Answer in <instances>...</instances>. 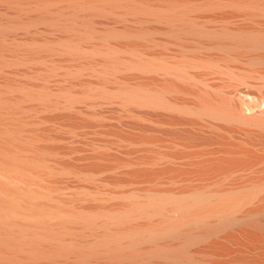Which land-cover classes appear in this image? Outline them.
<instances>
[{
	"label": "bare ground",
	"instance_id": "bare-ground-1",
	"mask_svg": "<svg viewBox=\"0 0 264 264\" xmlns=\"http://www.w3.org/2000/svg\"><path fill=\"white\" fill-rule=\"evenodd\" d=\"M187 5L150 7L172 22L186 21L181 14L197 7ZM93 6H81L77 11L96 9ZM91 23L79 15L51 21L54 27L75 33L73 37L69 32L72 38L61 39L60 45H68L67 49L80 56L102 58L81 63L78 74L103 75L106 80L75 83L67 91L48 87L36 99L46 110H68L83 118L110 121L105 112H117L120 124L140 132L138 137H123V142L140 149L110 167V152L99 153L100 148L110 151V143L93 142V152H82L78 166L48 167L50 175L64 174L80 181L76 204L68 208L62 204L30 212V205L18 199L14 183H29L31 175L18 179L11 170H0V264H264V118L244 114L243 101L228 93L199 90L186 83L191 74L183 75L167 57L164 61L150 54L155 49L152 45L174 46L192 65H218L223 60L264 64V40L245 35L222 42L189 23L167 30L174 41L151 38L148 44L113 46L110 37L121 35L120 40L123 32H112L116 33L112 36L110 31L91 28L95 27ZM142 34L134 39L143 38ZM191 34L215 41L201 43L188 39ZM195 49L222 51L227 60H221L219 54L188 57L186 53ZM252 52L262 53L253 56ZM129 119L138 124H125ZM155 126L186 128L197 136L165 147L157 138L146 137H154ZM252 127L260 131L248 130ZM243 128L254 147L248 152L235 145ZM84 129L94 127L84 124ZM201 137L216 145L208 150V146H195L198 140L203 141ZM258 139L260 145L253 142ZM226 140L230 149H225ZM110 171L117 173L116 180L102 179ZM110 182L156 188L110 192ZM23 191L29 198L30 190L28 194Z\"/></svg>",
	"mask_w": 264,
	"mask_h": 264
},
{
	"label": "rangeland",
	"instance_id": "rangeland-1",
	"mask_svg": "<svg viewBox=\"0 0 264 264\" xmlns=\"http://www.w3.org/2000/svg\"><path fill=\"white\" fill-rule=\"evenodd\" d=\"M263 2L264 0H110V3L106 0H0V170L4 172L11 170L18 179H22L26 174L31 175L29 183L26 182L27 180L14 183L16 187L18 186V199L26 201L30 205V212L33 213L52 210L57 206H63L62 204L68 208L69 205L76 204L81 188L80 181L74 176L50 175L48 167L78 166L83 155L82 152H93L91 146L93 142L104 146L110 143V151L99 149L101 154L110 152V167L124 161L129 152L140 149L123 142V137H132V135L138 137L140 132L120 124L117 120L119 117L117 112H105L106 118L110 121L83 118L76 112L68 110H46L37 100L41 93L44 94V89L48 87H53L57 91H67L75 83L88 81L101 83L106 80L103 75L85 74L83 77L78 74V65L95 60L101 61L102 58L92 57L94 58L92 59L89 55L80 56L73 48L75 52H71V48L67 49L65 46L68 47V45L61 44V46L60 40L69 38L73 32L69 30L71 32L69 33L68 30L58 26L56 28L52 25L53 23L51 24V21L70 19V16L73 17V15L86 16L93 23L91 25L95 26L90 27L96 28L99 32L110 31L111 35L114 32H123L119 33L124 35L120 40L121 35L118 39L110 37V44L113 46L114 44H148L146 41L151 38L174 41L173 36L167 30L172 25L180 27L189 25V23L196 29H201L208 34L212 33L211 35H215L222 42L231 41L233 36L245 35L264 40ZM72 3L75 4V7ZM87 3L94 5L95 7H93L96 9L77 11L81 6L88 5ZM174 3H178L179 6L188 4L187 6L197 7L192 10L187 7L189 10L185 9L187 12L184 11V15L181 14L186 21L173 19L172 22L162 17L163 15L160 16L163 13L160 14L151 8L155 9L158 6L173 5ZM138 5L151 8V10H140ZM131 32L134 35H131ZM140 33L145 35L142 34L143 38L136 40ZM148 33L151 35L150 38ZM134 37L136 38L134 39ZM206 37L200 35L197 37L196 34L187 36L188 39H194L201 43L210 44L215 41ZM86 45L91 46L92 42L90 45L88 43ZM152 47L155 49H151L150 54L162 57L164 61L167 57L170 64L177 65L176 68H179L183 75L191 74V78L189 81H185L186 83H193L199 90L228 93L243 101L242 112L244 114H256L264 118V64L232 63L222 59L224 57L227 60L222 51L200 49L202 50L200 53L199 49L198 51L195 49V52L190 50L189 53H186L189 54L188 57H194L193 55L195 57H208V55L209 57L212 55L218 57L220 55L219 57L223 61H220V64L217 63L218 65L208 63L192 65L193 62L182 58V53L177 47L171 46L169 49L157 45H152ZM261 53L252 52V55ZM164 61L158 60L160 65L161 62L164 64ZM25 88L27 91L31 89V92H27ZM24 89L26 92L23 91ZM34 89L36 90L33 91ZM37 90L38 92H36ZM124 123L138 124L134 119L126 120ZM84 124L90 125L94 129L82 131ZM244 130L247 128L239 130L235 145L237 150L241 148L239 151L247 150L248 152L254 147L250 146L251 139L245 135ZM248 130L260 131L256 127L248 128ZM149 136L151 137L146 136L147 139L157 138L166 147L175 140H192L197 136V133H189L186 128L155 126L154 137ZM201 138H204V142L198 140L195 146H208L206 147L208 150L213 148L210 145H216L212 139ZM223 142L226 149L229 146L226 144L228 140ZM253 142L260 145L262 140L258 139ZM171 151L180 152L181 150L171 149ZM261 153L257 152L260 155ZM115 176L117 173L110 171L102 179L110 178V181H114L116 180ZM110 184H112L110 192L129 191L128 187L136 186L117 185L113 182ZM141 186L137 188L148 187L143 185L141 188ZM154 187L156 188V186L150 185L148 188ZM161 187L163 186L157 188ZM23 190L25 193L30 190L28 191L29 198L28 195L23 194ZM104 190L106 189L104 188ZM114 202L110 203H120Z\"/></svg>",
	"mask_w": 264,
	"mask_h": 264
}]
</instances>
